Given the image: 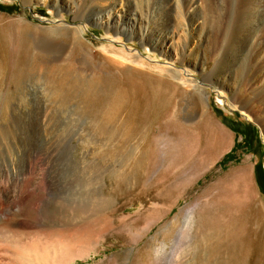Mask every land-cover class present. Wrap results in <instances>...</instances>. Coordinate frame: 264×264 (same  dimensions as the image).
<instances>
[{
    "label": "rangeland",
    "instance_id": "374dc122",
    "mask_svg": "<svg viewBox=\"0 0 264 264\" xmlns=\"http://www.w3.org/2000/svg\"><path fill=\"white\" fill-rule=\"evenodd\" d=\"M126 1L0 0V164L17 173L43 151L61 201L39 232L0 230V252L9 264H264L252 71L264 0ZM227 208L252 210L234 263L223 245L207 256L210 219L222 225Z\"/></svg>",
    "mask_w": 264,
    "mask_h": 264
},
{
    "label": "bare ground",
    "instance_id": "6f19581e",
    "mask_svg": "<svg viewBox=\"0 0 264 264\" xmlns=\"http://www.w3.org/2000/svg\"><path fill=\"white\" fill-rule=\"evenodd\" d=\"M124 1L128 4V2L126 0H124ZM122 2H123V0H115V3H122ZM261 2H262V0H261ZM138 4H137V6H138ZM157 4L159 5V3H157ZM260 6L264 8V6H262L261 3H260ZM141 7H142V5H141ZM261 10H263V9H261ZM243 15H245V14H243ZM180 16L182 17V15H180ZM194 19L197 20L194 17V15H191V20L190 21L192 22V20H194ZM144 22H145V19L143 18V16L142 15L139 16V19L137 21V23H138L137 27H138V29H139L141 34H144V32H145ZM216 22H217V20H216ZM218 22L215 25V27L218 28V32L220 33V37L219 38H222V39L226 38L225 41L227 42L229 48L232 49L230 51L233 52L234 48H232V47L235 45V42L231 38H235V36H234L233 33L231 34V32L229 31L227 25H224V24L222 25L221 24L222 22L221 23H218ZM241 24H239V25L241 26ZM117 26H120V24L117 23ZM244 34H245V32H244ZM210 38H211V36H210ZM214 38H216V37H214ZM215 41H217V39ZM214 49H215V46H214ZM218 52H217V54H218ZM232 55H234V56L233 57H227V58H225V60H223V63H222V65H223L222 67H224L223 69H225V70L227 69L226 68L227 63H230V64L232 63L233 64L236 61L235 60L236 54L234 53ZM131 57L134 58L135 56H131ZM218 58H217V60H218ZM254 58L256 60V55L254 56ZM221 59H222V57H221ZM252 71H253V75H254V83L256 85H258V87L264 92V81L262 79V77L264 76V62H261V61H259V62L257 61L256 62L255 61ZM34 153L35 154H33V156L27 161V163L21 169H19V171L17 173H12L9 168H7L3 164H0V230H2V232H4L3 230H6L9 233L10 232L14 233V231L17 232L16 229H19V230L20 229L21 230L25 229V230H27L29 228L38 229V232H39V229L40 230L43 229L45 227V223L48 220V217H49V214H48L49 213L48 212L49 204H51L52 206L54 205V207H56V208H58L60 206V202L61 201L59 200V198L54 196V199L52 201H50L49 198H48V194L50 192V186L48 184L47 175H46V167L45 166H47V165L45 164V159H46L45 158L46 156H44L45 153L43 154V151L42 152L38 151L37 153L36 152H34ZM28 209L32 210L34 212V214H33L34 217L33 218H30L32 216L29 215L31 213L27 212ZM25 210H27L26 212H27L28 215L25 214V212H24ZM18 215H21V217H19ZM54 218H57V216L54 217ZM29 231H30V229H29ZM160 250H162V249H160ZM95 252H97V251H95V250L91 251V252L87 253L86 256H90L92 253H95ZM157 253H158V250H157ZM160 253H161V251H160ZM7 255L9 256V254H5V252H3V253L0 252V264H9L10 257H8ZM174 255H175V253H174ZM157 256H160V258L162 257V255H158V254H157ZM11 258H12V256H11ZM156 258H158V257H156ZM175 259H174V261H175ZM156 260H157V262L154 261V263L152 262V264L160 263V261L158 259H156ZM171 260H173V258H171ZM170 262L172 264H174V262H172V261H170ZM176 264H178V263H176Z\"/></svg>",
    "mask_w": 264,
    "mask_h": 264
},
{
    "label": "crops",
    "instance_id": "0c3cea01",
    "mask_svg": "<svg viewBox=\"0 0 264 264\" xmlns=\"http://www.w3.org/2000/svg\"><path fill=\"white\" fill-rule=\"evenodd\" d=\"M225 216L226 218H224L222 225L218 224L220 220L218 221L216 217L210 219L209 226H210V230L211 229L212 230L210 231V234L208 236L209 239H207V242L210 244L209 249L207 251V256L210 257L211 255H213L218 251V248L216 249L215 246L223 245L226 247L225 249L228 252L227 260L230 261L231 259L232 262L234 263L241 256V251H243L242 245L246 243L248 240L250 241V237H251L250 232L252 228L250 217L252 216V210L248 209L247 212L246 211L242 212L239 210L231 211L227 208V213L225 214ZM253 236L254 233L252 234V237ZM262 238L263 240H258V241L264 242V235L262 236ZM256 239L257 236L255 237V242H258Z\"/></svg>",
    "mask_w": 264,
    "mask_h": 264
}]
</instances>
